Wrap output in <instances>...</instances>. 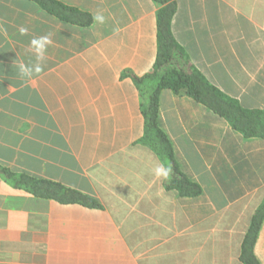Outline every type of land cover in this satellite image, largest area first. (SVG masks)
<instances>
[{
  "label": "crops",
  "instance_id": "obj_1",
  "mask_svg": "<svg viewBox=\"0 0 264 264\" xmlns=\"http://www.w3.org/2000/svg\"><path fill=\"white\" fill-rule=\"evenodd\" d=\"M104 24L59 19L32 0H0V169L57 181L94 206L16 188L0 172V264H245L243 244L264 204V138H246L186 94L159 93L158 124L179 172L143 143L135 77L158 54L153 0H60ZM175 40L207 79L264 110V0H175ZM28 33L21 35L19 29ZM51 34L43 71L21 78L34 37ZM171 167L168 179L152 169ZM253 254L264 264V217Z\"/></svg>",
  "mask_w": 264,
  "mask_h": 264
},
{
  "label": "trees",
  "instance_id": "obj_2",
  "mask_svg": "<svg viewBox=\"0 0 264 264\" xmlns=\"http://www.w3.org/2000/svg\"><path fill=\"white\" fill-rule=\"evenodd\" d=\"M32 1L59 19L76 25L87 26L94 21L90 12L67 5L60 0ZM153 1L160 5L157 13V59L151 72L142 77H135L144 99L145 133L142 141L159 153L164 162L176 168V175L168 182V186L177 188L183 196H196L202 192L201 187L179 172L172 145L158 124L160 90L168 87L178 94L182 93L193 97L226 118L232 127L246 138H264V110L245 108L237 99L230 97L212 84L191 63L183 48L174 38L171 21L176 11V1ZM0 172L16 188L37 196L67 204L79 203L87 206L96 204L89 196L57 181L38 178L24 172H12L7 168L0 169ZM263 217L264 204L254 216V221L242 246V257L245 264H260L253 254L252 247L255 244Z\"/></svg>",
  "mask_w": 264,
  "mask_h": 264
},
{
  "label": "clouds",
  "instance_id": "obj_3",
  "mask_svg": "<svg viewBox=\"0 0 264 264\" xmlns=\"http://www.w3.org/2000/svg\"><path fill=\"white\" fill-rule=\"evenodd\" d=\"M93 19L97 24H104L106 22V17L102 11H97L93 16ZM19 32L21 35H26L28 33V29L26 27H21ZM52 43L53 41L51 34L34 37L30 40L29 48L35 57V61L27 64L23 61L17 62L16 68L21 78L30 79L34 75L43 71L44 62L46 59V51ZM171 171L172 170L170 166L166 167L163 164H158L152 169V173L157 178L164 179H168L170 177Z\"/></svg>",
  "mask_w": 264,
  "mask_h": 264
}]
</instances>
